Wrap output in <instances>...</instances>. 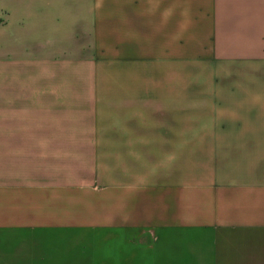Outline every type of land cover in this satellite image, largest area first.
I'll return each mask as SVG.
<instances>
[{"label":"crops","instance_id":"crops-1","mask_svg":"<svg viewBox=\"0 0 264 264\" xmlns=\"http://www.w3.org/2000/svg\"><path fill=\"white\" fill-rule=\"evenodd\" d=\"M0 264H264V0H0Z\"/></svg>","mask_w":264,"mask_h":264}]
</instances>
